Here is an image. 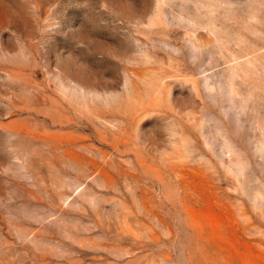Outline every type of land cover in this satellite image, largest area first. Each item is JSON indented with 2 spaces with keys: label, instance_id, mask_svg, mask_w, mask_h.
Returning <instances> with one entry per match:
<instances>
[{
  "label": "rangeland",
  "instance_id": "obj_1",
  "mask_svg": "<svg viewBox=\"0 0 264 264\" xmlns=\"http://www.w3.org/2000/svg\"><path fill=\"white\" fill-rule=\"evenodd\" d=\"M0 264H264V0H0Z\"/></svg>",
  "mask_w": 264,
  "mask_h": 264
}]
</instances>
